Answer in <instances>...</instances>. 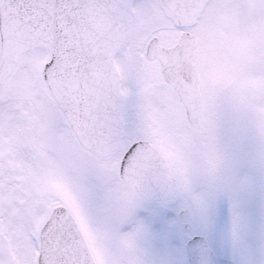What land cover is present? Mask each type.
I'll use <instances>...</instances> for the list:
<instances>
[{"label":"snow or ice","instance_id":"obj_1","mask_svg":"<svg viewBox=\"0 0 264 264\" xmlns=\"http://www.w3.org/2000/svg\"><path fill=\"white\" fill-rule=\"evenodd\" d=\"M0 264H264V0H0Z\"/></svg>","mask_w":264,"mask_h":264}]
</instances>
